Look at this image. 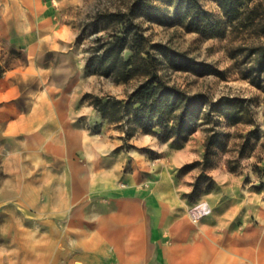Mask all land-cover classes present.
Instances as JSON below:
<instances>
[{
    "label": "crops",
    "instance_id": "0c3cea01",
    "mask_svg": "<svg viewBox=\"0 0 264 264\" xmlns=\"http://www.w3.org/2000/svg\"><path fill=\"white\" fill-rule=\"evenodd\" d=\"M60 37L46 0H0V39L28 60L12 72L40 77L28 110L16 112L14 105V123L5 131L0 122V145L4 135L14 142V168L42 157L49 170L41 180L43 207L32 214L43 218L41 233L34 219L0 224V233H18L0 239V264H264V195L240 193L234 203L221 192L206 194L211 212L192 224L183 196L192 185L173 171L194 158L174 150L152 159L139 150L153 147L150 138H126L92 106L77 107L73 84L49 82V69L39 60L35 66V57ZM84 118L100 128H88Z\"/></svg>",
    "mask_w": 264,
    "mask_h": 264
},
{
    "label": "rangeland",
    "instance_id": "374dc122",
    "mask_svg": "<svg viewBox=\"0 0 264 264\" xmlns=\"http://www.w3.org/2000/svg\"><path fill=\"white\" fill-rule=\"evenodd\" d=\"M46 1L62 37L54 48L36 56L35 64L39 60L49 69L48 81L52 84L75 86V96L80 98L78 108L85 111L93 107V96L125 98L142 82L143 78L138 76L115 82L111 76L97 73L94 65L86 68L91 59L94 62L102 54L103 45L112 34L122 32L128 18L143 38L140 44L131 42L124 48L126 59L132 56L135 49L155 53L154 45H164L185 54L190 63L188 70L160 65L158 69L169 83L190 94L204 95L208 103L228 96L242 99L249 105L251 111L246 119L250 121L233 123L213 115L211 122L207 123L201 118L195 130L180 140H164L157 129L156 134L141 129L134 133L151 139L153 147L139 150L152 159L164 158L165 154L174 150H183L194 158L173 171L180 183H191L192 190L197 184V192L192 193L191 190L183 195L189 204L187 211L198 202L207 203L212 209L204 197L214 191L221 192L220 198L234 203L241 197L240 193L255 191L264 195V70L257 56L259 47L264 45V34L261 33L264 0H259L262 7L256 18L245 10L241 20L224 24L221 35L202 34L191 29L186 22H177L170 0H151L158 8L160 21L135 13L132 8L136 0ZM199 1L213 19L223 18L216 0ZM252 6L253 3L249 4V7ZM27 62L26 52L12 48L8 40L0 39V113H3L0 122L4 131L14 123V105L16 112L28 110L30 98L38 89L40 77L36 72H30L27 78L22 79L12 72V69H23ZM82 122L90 129L101 126L100 122L89 123L85 118ZM256 124L258 129L253 131ZM209 127H214L218 135L211 148L212 166L204 168L199 162L203 160L206 139L212 134ZM23 164L22 168H14V142L4 135L0 145V211H6L0 215V224H26L34 219L40 225L39 234L43 218L32 214L43 207L41 180L49 170L45 168L42 157ZM225 176L234 177L239 184L225 180ZM27 177L31 182L27 181ZM215 202L219 203V200ZM0 234V239L6 242L13 237L15 240L18 233L11 228H3Z\"/></svg>",
    "mask_w": 264,
    "mask_h": 264
},
{
    "label": "trees",
    "instance_id": "16d2710c",
    "mask_svg": "<svg viewBox=\"0 0 264 264\" xmlns=\"http://www.w3.org/2000/svg\"><path fill=\"white\" fill-rule=\"evenodd\" d=\"M170 1L177 22H186L191 29L211 35H221L224 32V24L241 20L245 10L251 12L252 18H256L262 7L259 0H216L223 18L215 20L212 14L202 8L199 0ZM252 3L253 6L249 7ZM132 10L148 19L160 21L158 8L151 0H136ZM128 21L121 33L112 34L104 43L102 54L97 56L94 62L91 59L86 68L94 65L97 73L111 76L115 82L127 81L135 76L142 77L143 80L125 98L110 95L93 96L92 105L99 112V117L122 129L126 138H131L137 129L152 134H156L157 129L159 136L164 140L184 138L195 130L199 119L210 123L213 115L233 123L250 121L246 119L251 111L250 107L242 99L226 96L208 103L204 95L190 94L163 78L158 69L160 65L177 70L190 68L189 59L185 54L156 44L155 53L135 49L132 56L126 59L123 56L124 48L131 42L140 44L143 38ZM261 33L264 34V25ZM257 56L261 69L264 70V45L259 47ZM257 129L258 124L253 131ZM208 130L212 131V134L206 139L203 160L199 162L204 168L212 166L211 148L216 143L215 138L218 135L214 127H209ZM197 189L195 183L192 193L197 192Z\"/></svg>",
    "mask_w": 264,
    "mask_h": 264
},
{
    "label": "built area",
    "instance_id": "2783aa9c",
    "mask_svg": "<svg viewBox=\"0 0 264 264\" xmlns=\"http://www.w3.org/2000/svg\"><path fill=\"white\" fill-rule=\"evenodd\" d=\"M210 212L211 208L207 203L198 202L188 209L187 215L192 224H197Z\"/></svg>",
    "mask_w": 264,
    "mask_h": 264
}]
</instances>
